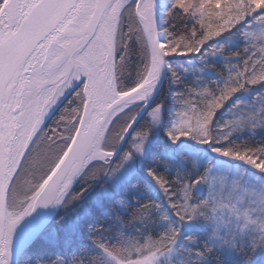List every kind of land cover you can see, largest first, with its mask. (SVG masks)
Segmentation results:
<instances>
[{
  "label": "snow or ice",
  "instance_id": "1",
  "mask_svg": "<svg viewBox=\"0 0 264 264\" xmlns=\"http://www.w3.org/2000/svg\"><path fill=\"white\" fill-rule=\"evenodd\" d=\"M0 264H264V0H0Z\"/></svg>",
  "mask_w": 264,
  "mask_h": 264
}]
</instances>
